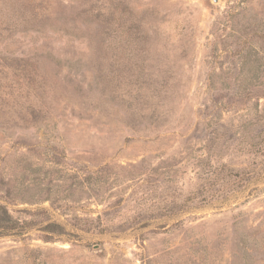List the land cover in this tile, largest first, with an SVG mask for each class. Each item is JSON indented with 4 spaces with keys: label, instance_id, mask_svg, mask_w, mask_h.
<instances>
[{
    "label": "rangeland",
    "instance_id": "obj_1",
    "mask_svg": "<svg viewBox=\"0 0 264 264\" xmlns=\"http://www.w3.org/2000/svg\"><path fill=\"white\" fill-rule=\"evenodd\" d=\"M0 264H264V0H0Z\"/></svg>",
    "mask_w": 264,
    "mask_h": 264
}]
</instances>
